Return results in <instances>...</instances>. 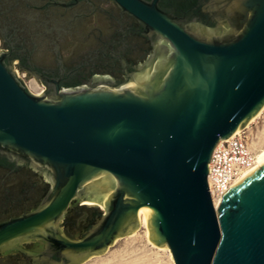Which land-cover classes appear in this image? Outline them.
Returning <instances> with one entry per match:
<instances>
[{"label": "water", "instance_id": "95a60500", "mask_svg": "<svg viewBox=\"0 0 264 264\" xmlns=\"http://www.w3.org/2000/svg\"><path fill=\"white\" fill-rule=\"evenodd\" d=\"M114 2L154 38L117 85L53 81L38 95L0 51V154L50 181L35 208L0 222V256L81 264L137 230L143 208L150 240L168 246L175 264H264V164L218 208L208 183L217 145L264 108V0H202L186 10ZM90 199L105 210L69 237L62 221Z\"/></svg>", "mask_w": 264, "mask_h": 264}, {"label": "flooded vegetation", "instance_id": "af4514ba", "mask_svg": "<svg viewBox=\"0 0 264 264\" xmlns=\"http://www.w3.org/2000/svg\"><path fill=\"white\" fill-rule=\"evenodd\" d=\"M201 1L160 0V5L186 10ZM153 48L154 38L114 0H0V51L11 55L16 74L40 81L42 93L52 92L53 81L64 88L117 85ZM49 183L39 169L0 154V222L35 208ZM83 205L62 221L71 238L95 219ZM0 264L45 263L14 254L0 256Z\"/></svg>", "mask_w": 264, "mask_h": 264}, {"label": "rangeland", "instance_id": "374dc122", "mask_svg": "<svg viewBox=\"0 0 264 264\" xmlns=\"http://www.w3.org/2000/svg\"><path fill=\"white\" fill-rule=\"evenodd\" d=\"M21 75H23L21 73ZM28 80V79H27ZM31 89L35 94H41L44 88L43 84L36 79L28 80ZM252 145L256 149L264 147V110L255 121L250 122L248 126ZM88 207L92 206L87 204ZM94 207V206H92ZM97 210L104 211L100 206ZM33 240L26 241L24 248L32 249ZM164 248L153 247L147 237V229L140 226L131 234H126L118 238L105 252L93 255L81 264H175L173 257H170L169 251ZM171 251V250H170ZM13 255L6 252L1 256Z\"/></svg>", "mask_w": 264, "mask_h": 264}, {"label": "built area", "instance_id": "2783aa9c", "mask_svg": "<svg viewBox=\"0 0 264 264\" xmlns=\"http://www.w3.org/2000/svg\"><path fill=\"white\" fill-rule=\"evenodd\" d=\"M30 91L33 92L24 74L18 73ZM34 93V92H33ZM257 151L246 129L236 132L232 137L222 140L215 148L209 163L208 175L209 190L215 205L216 198L223 195L242 177L246 172L256 166L258 162Z\"/></svg>", "mask_w": 264, "mask_h": 264}, {"label": "bare ground", "instance_id": "6f19581e", "mask_svg": "<svg viewBox=\"0 0 264 264\" xmlns=\"http://www.w3.org/2000/svg\"><path fill=\"white\" fill-rule=\"evenodd\" d=\"M263 110H264V108L262 109V111ZM262 111L251 122L255 121L256 118H258L260 116ZM238 131H240V130H238ZM257 156H258V162H257L256 166L253 167L252 169L248 170L246 172V174L242 177V179L247 177V176H249L250 174H252L256 170H258L264 164V147L260 148L257 151ZM103 202H104V200L103 201H98L97 199H90L88 201V204H90L92 206H100L102 209H105V206L101 205ZM91 203H94V204H91ZM220 204H221V198H216L215 199V207L218 208L220 206ZM139 220H140L141 226H143V227H145L147 229V237H148L150 243L152 244V246L156 247V248H159V249L160 248H164L163 250L169 251L170 257L172 258L173 254L170 251V248L168 246L160 247V246H157L156 244H154L150 240V230H149V223H148V220H147V211L145 209H143V208H141L140 211H139Z\"/></svg>", "mask_w": 264, "mask_h": 264}, {"label": "trees", "instance_id": "16d2710c", "mask_svg": "<svg viewBox=\"0 0 264 264\" xmlns=\"http://www.w3.org/2000/svg\"><path fill=\"white\" fill-rule=\"evenodd\" d=\"M88 210H90L91 212H93V216H98L100 215L102 212L97 210V209H94V208H91V207H87Z\"/></svg>", "mask_w": 264, "mask_h": 264}]
</instances>
